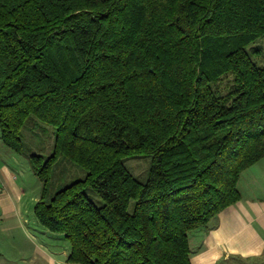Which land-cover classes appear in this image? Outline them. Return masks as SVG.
I'll return each instance as SVG.
<instances>
[{"label":"trees","instance_id":"1","mask_svg":"<svg viewBox=\"0 0 264 264\" xmlns=\"http://www.w3.org/2000/svg\"><path fill=\"white\" fill-rule=\"evenodd\" d=\"M261 36L264 0H0V139L19 153L28 116L55 127L28 160L67 262L191 264L188 232L264 157ZM142 154L139 181L123 158ZM61 159L86 173L49 194Z\"/></svg>","mask_w":264,"mask_h":264},{"label":"crops","instance_id":"2","mask_svg":"<svg viewBox=\"0 0 264 264\" xmlns=\"http://www.w3.org/2000/svg\"><path fill=\"white\" fill-rule=\"evenodd\" d=\"M262 160L264 157L241 172L237 182L238 201L219 211L205 225L188 232L191 264H264ZM5 161L0 158V258L7 259L0 264L20 260L26 264H64L69 251L66 245L58 251L42 237L29 232L31 219L33 231L39 230L45 236L47 229L35 225L38 222L34 214L30 219L23 187ZM242 178L247 190L240 187Z\"/></svg>","mask_w":264,"mask_h":264},{"label":"rangeland","instance_id":"3","mask_svg":"<svg viewBox=\"0 0 264 264\" xmlns=\"http://www.w3.org/2000/svg\"><path fill=\"white\" fill-rule=\"evenodd\" d=\"M246 51L250 59L254 63H256L257 65H264V36L258 37L252 43H250L246 47ZM220 86H223V84L221 83ZM19 135L22 143L21 152L18 153L11 150L0 139V158L6 160L5 162H7V164L10 166L13 174L17 176L16 181L23 187V190L25 192V202L26 205H28L29 215L31 219V217H34L32 209L34 202L37 200L40 194L41 181L33 173L29 164L28 155L40 154L43 157H47L53 152L55 127L53 125L42 122L33 116H28L20 129ZM12 157H14L16 161H13ZM262 162H264V160H262ZM149 163L150 155L142 154L140 156H127L123 158V164L125 165V167L139 181H144L146 179ZM85 173L86 171L83 168L73 162L65 159L58 160L51 167L49 194L67 185L71 181L83 177ZM240 187L242 190H247L246 182L243 178L240 182ZM86 194L96 204H100L102 202L94 191L88 189L86 190ZM132 203L133 200L131 199L128 205L129 210H131L132 208ZM31 220L29 221V232H33L34 234H36V236H40L45 239L47 243L51 244L53 249H55L56 247L59 251L60 247H63L64 245H66V247L69 249V242L63 236V234L45 230L47 231L45 232L47 234L45 236L41 235L38 232L39 230L33 231L34 228L31 224ZM35 225H37V227L43 228L38 223ZM5 259L7 258L1 257L0 261L6 262ZM65 261H63L64 264H78ZM12 264L26 263H22V261L20 260L12 262Z\"/></svg>","mask_w":264,"mask_h":264}]
</instances>
